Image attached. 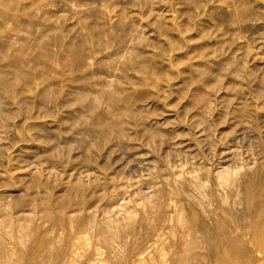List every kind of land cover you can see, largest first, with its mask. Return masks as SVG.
<instances>
[{
	"label": "rangeland",
	"instance_id": "rangeland-1",
	"mask_svg": "<svg viewBox=\"0 0 264 264\" xmlns=\"http://www.w3.org/2000/svg\"><path fill=\"white\" fill-rule=\"evenodd\" d=\"M245 190L264 0H0V264H219Z\"/></svg>",
	"mask_w": 264,
	"mask_h": 264
},
{
	"label": "bare ground",
	"instance_id": "bare-ground-1",
	"mask_svg": "<svg viewBox=\"0 0 264 264\" xmlns=\"http://www.w3.org/2000/svg\"><path fill=\"white\" fill-rule=\"evenodd\" d=\"M239 204L242 206L240 213H232L231 216L228 215L229 217L225 218L224 223H229L228 230L225 231L226 228L224 229V227L220 228V231L225 233L226 240L222 246L221 261L220 258L218 259L219 264H264V195L250 196L245 190ZM222 222L220 221V224ZM210 238L212 237L210 236ZM217 242L218 239L216 238L214 243ZM219 247L216 248L218 252ZM218 261L216 262L218 263Z\"/></svg>",
	"mask_w": 264,
	"mask_h": 264
}]
</instances>
